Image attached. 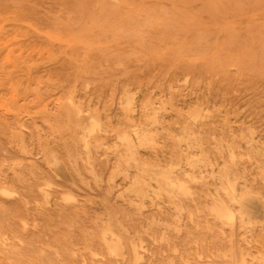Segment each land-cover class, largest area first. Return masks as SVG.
Returning <instances> with one entry per match:
<instances>
[{
    "label": "rangeland",
    "instance_id": "1",
    "mask_svg": "<svg viewBox=\"0 0 264 264\" xmlns=\"http://www.w3.org/2000/svg\"><path fill=\"white\" fill-rule=\"evenodd\" d=\"M153 1L0 0V264H264V0Z\"/></svg>",
    "mask_w": 264,
    "mask_h": 264
},
{
    "label": "bare ground",
    "instance_id": "2",
    "mask_svg": "<svg viewBox=\"0 0 264 264\" xmlns=\"http://www.w3.org/2000/svg\"><path fill=\"white\" fill-rule=\"evenodd\" d=\"M14 1H15V0H14ZM127 1H128V0H127ZM151 1H153V0H150V2H151ZM19 2H20V1H19ZM130 2H131V1H130ZM130 2H129V3H130ZM139 2H140V0H139ZM139 2H138V3H139ZM150 2H149V3H150ZM154 2H155V1H153L152 4H154ZM12 3H13V2H12ZM12 3H11V4H12ZM14 3H15V2H14ZM131 3H132V2H131ZM136 3H137V1H136ZM149 3H148V4H149ZM22 4H23V3H22ZM156 4H157V2H156ZM158 4H160V3H158ZM16 5H17V4H16ZM129 5H130V7L132 6V4H129ZM129 5H127L126 7H128ZM14 6H15V5H14ZM97 6H98V5H97ZM135 6H137V8H138V5H137V4H136ZM139 7H140V5H139ZM146 7H147V6H146ZM19 8H20V7H19ZM135 8H136V7H135ZM15 9H16V8H15ZM25 9H26V7H25ZM145 9H146V8H145ZM150 9H151V8H150ZM152 9H153V8H152ZM10 10H13V7H12V9L10 8L9 11H10ZM20 10H21V9H20ZM20 10H17V12L20 11ZM14 12H15V11H14ZM20 13H21V12H20ZM14 15H15V14H14ZM22 15H23V14H22ZM24 16H25V14H24ZM68 16H69V14H68ZM14 17H15V16H14ZM14 17H12V20H13ZM17 17H18L19 19H21L19 16H17ZM21 17H22V16H21ZM16 19H17V18H16ZM23 19L26 20V18H24V17H23ZM24 20H23L22 23L25 22ZM15 21H17V20H15ZM15 21H14V22H15ZM65 21H66V20H65ZM18 23H21V22L19 21ZM16 24H17V22H16ZM86 24H87V23H86ZM23 25H24V24H23ZM16 26H17V25H16ZM18 26H19V25H18ZM18 26H17V27H18ZM88 26H89V25H88ZM27 27H28V26H27ZM23 29H24V28H22L21 30H23ZM18 30H19V29H18ZM18 30H17V29H16V30L13 29V31H15V32L18 31ZM15 32H14V33H15ZM16 34H17V33H16ZM18 35H19V34H18ZM15 36L17 37V35H15ZM21 37H22V36H21ZM49 38H50V37H49ZM53 40H54V39H53ZM62 40H63V39H62ZM12 41H14V40H12ZM64 41H65V39H64ZM51 42H52V41H51ZM74 42H75V41H74ZM89 44H90V43H89ZM98 46H99V45H98ZM11 51H12V52H15V51H13V50H11ZM9 52H10V51H9ZM15 54H16V53H15ZM190 54H193V53H191V51H190L189 56H190ZM10 55H12V54H10ZM80 55H81V54H80ZM82 55H84V52H83ZM12 56H14V55H12ZM76 56H78V55H76ZM71 57H72V56H71ZM71 57H70V58H71ZM74 57H75V56H74ZM191 57H192V56H191ZM75 58H77V57H75ZM85 58H87V57H85ZM189 58H190V57H189ZM192 58H193V57H192ZM8 59H9V58H8ZM68 59H69V58H68ZM80 59H81V58H80ZM80 59L77 58V62H78V60H80ZM87 59H88V58H87ZM190 59H191V58H190ZM196 59H199V58H196ZM72 60H73V59H72ZM74 60H75V63H76V59H74ZM194 60H195V59H194ZM80 61H81V60H80ZM191 61H193V59H192ZM82 62H85V61H82ZM82 62H81V63H82ZM104 62H105V61H104ZM67 63H71V62H67ZM85 64H86V63H85ZM85 64H83V66H86ZM88 64H89V63H88ZM14 65H15V64H14ZM16 65H18V64L16 63ZM77 65L79 66V63H78ZM77 65H76V69L78 68ZM73 66H74V65H73ZM31 67H32V66H31ZM81 68H82V66H81ZM84 68H85V67H84ZM119 68H120V67H119ZM74 69H75V68H74ZM15 70H16V69H15ZM81 70H84V69L82 68ZM85 70H86V69H85ZM85 70H84V71H85ZM75 71H76V70H75ZM92 74H93V73H92ZM94 75H95V74H94ZM74 76H75V75H74ZM76 77H77V76H76ZM76 77H75V79H76ZM69 79H70V78H69ZM61 81H62V80H61ZM76 81H77V80H75V82H76ZM65 82H66V81H65ZM68 82H69V81H68ZM40 83H41V82H40ZM61 83H62V82H61ZM37 84L40 85L39 83H37ZM37 84H36V85H37ZM58 84L60 85V83H58ZM41 85H42V84H41ZM63 85H64V84H63ZM85 85H86V84H85ZM53 86H54V85H53ZM38 87H39V86H38ZM68 87H69V86H68ZM73 87H75V86L73 85ZM70 88H71V86H70ZM40 89H41V88H40ZM46 89H47V88H46ZM71 89H72V88H71ZM86 89H88V86H87V88H85V90H86ZM44 90H45V89H44ZM44 90H43L42 92H41V90H39V91H40L41 93H44ZM73 91H75L74 88H73ZM40 92H39V93H40ZM46 92H47V91H46ZM69 92H70V91H69ZM69 92H68V93H69ZM125 92H126V91H125ZM37 93H38V91H37ZM39 93H38V94H39ZM72 93H73V92H72ZM75 94H76V93H75ZM42 95H43V94H42ZM67 95H69V94H67ZM126 95H127V94H126ZM72 96H73V95H72ZM127 96H128V95H127ZM70 97H71V96H70ZM123 97H125V95H124ZM62 98L64 99L63 96H62ZM75 98H77V97H75ZM130 98H131V97H130ZM130 98H129V99H130ZM69 99H71V98H69ZM69 99H68V100H69ZM89 99H90V98H89ZM125 99H127V98L125 97ZM61 100H62V99H61ZM66 100H67V99H66ZM66 100L64 101V103L66 102ZM70 101H71V100H70ZM122 101H123V100H122ZM122 101H120V103H121ZM128 101H131V100H128ZM128 101L126 100V102H128ZM126 102L124 101L123 103H126ZM67 103H68V101H67ZM77 103H78V102H77ZM79 103H80V102H79ZM150 103H151V102H150ZM68 104H69V103H68ZM128 104H131V103L129 102ZM128 104H125L124 106H126V105L128 106ZM148 104H149V103H148ZM57 105H58V104H57ZM61 105H62V104H61ZM121 105H122V104H121ZM142 106H143V105H142ZM148 106H149V105H148ZM148 106H147V107H148ZM152 107H153V106H152ZM60 108H61V106H60ZM60 108H59V110H60ZM70 108L72 109V110H71V113L74 115V118L79 117V115H80V113H81L82 111H81L80 109H77V108L74 106V104H72V102H71V104L68 105V107H67L66 109L68 110V109H70ZM129 108H130V107H129ZM129 108H128V109L126 108L127 111L130 110ZM149 108H150V107H149ZM17 109H19V108H17ZM20 109H21V108H20ZM126 109H125V112H126ZM144 109H146V107H145ZM155 109H156V108H155ZM155 109H154V107H153L152 112L155 113V111H153V110H155ZM157 109H158V108H157ZM46 110H47V109H46ZM59 110H58V111H59ZM122 110H123V109H122ZM141 110H143V109H141ZM150 110H151V109H150ZM150 110H148V112H149ZM56 111H57V110H56ZM65 111H66V110H65ZM80 111H81V112H80ZM143 111H144V110H143ZM144 112H145V111H144ZM178 112H179V111H178ZM126 113H127V112H126ZM154 113H153V115H154ZM58 114H59V113L54 114L55 117L59 116ZM66 114H67V113H66ZM150 114H151V113H150ZM157 114H158V113L156 112L155 115H157ZM67 115H70V111H69V113H68ZM67 115H66V117H67ZM141 115H142V113H141ZM148 115H149V114H148ZM151 115H152V114H151ZM151 115H149V116H151ZM155 115H154V116H151L152 118L154 117L153 119H150L149 117H147V118H149V119H147V120H148V121H151V120L156 121L155 123L158 125L157 120H155V119H156V118H155V117H156ZM18 116H19V115H18ZM89 116H90V115H89ZM59 117H61V115H60ZM158 117H159V116H157V118H158ZM18 118H19V117H18ZM67 118H68V117H67ZM67 118H66V119H67ZM72 118H73V117H72ZM72 118H71V119H72ZM91 118H92V117H91ZM56 119H57V118H56ZM61 119H62V118H61ZM63 119H65V118L63 117ZM67 120H68V119H67ZM69 120H70V119H69ZM130 120H131V119H130ZM130 120H129V121H130ZM184 120H186V119H184ZM189 120H190V119H189ZM193 120H194V119H193ZM193 120H191V121H193ZM55 121H56V120H55ZM57 121H58V120H57ZM61 121H62V120H61ZM88 121H89V117H88V119H87V122H88ZM127 121H128V120H127ZM129 121H128V122H129ZM148 121H147V122H148ZM58 122H59V121H58ZM66 122H67V121L65 120V124H66ZM131 122H133V121H131ZM189 122H190V121H189ZM194 122H195V121H194ZM60 123H61V122H60ZM153 123H154V122H153ZM187 123H188V122H187ZM69 124H70V123H69ZM75 124H76V123H75ZM75 124H74V125H75ZM176 124H177V122H176ZM182 124H183V123H182ZM150 125H151V123H150ZM152 125H155V124H152ZM184 125L186 126L187 124L185 123ZM184 125H183V127H184ZM191 125H193V124H191ZM198 125H199V123H198ZM19 126H20V125H19ZM19 126H18V127H19ZM50 126H51V125H50ZM63 126H64V128H66L65 125H63ZM63 126H62V127H63ZM76 126L78 127V124H77ZM135 126H136V125H135ZM135 126H134V127H135ZM148 126H149V125H148ZM173 126H174V125H173ZM52 127H53V126H52ZM52 127H51V128H52ZM68 127H69V126H68ZM144 127L147 128L146 124H145ZM149 127H150V126H149ZM186 127L188 128V126H186ZM186 127H185V128H186ZM129 128H130V127H129ZM131 128L133 129L132 132H131V136L126 135V134H125L126 136H125V135H124V136H120V135H118V136H119V142L121 141L122 145H123L124 148H125V151H126L127 154H128V157H127L126 161H128V159H130V160H133V161H135V162L137 163V160H138V159H136V150H137V148H139V147L141 148V147H143V146H147V145H151V144H153L154 142H153V137H152V136H153V133L156 132V131L154 130V132H151L152 130L149 131V130H147V129H146V130H144V129H143V130H141V129H140V130H138V129L136 130L135 128H133V126H131ZM139 128H140V127H139ZM185 128L183 129L184 132H186L185 130L187 129V128H186V129H185ZM55 129L57 130V128H55ZM98 129H100L99 122H98L97 120H95L94 118L90 119V130L88 131V135H86V137H85L84 135H82V136H84V137H82V140L80 141V142L83 143V147H87L88 145H90V140H88L87 137L90 135V133H92V132H94L95 130H98ZM106 129H107V128H105L104 130H106ZM110 129H111V128H110ZM110 129H109V130H110ZM127 129H128V128H127ZM72 130H73V129H72ZM84 130H85V129H84ZM125 130H126V129H125ZM166 130H167V129H166ZM189 130H190V129H189ZM7 131H8V130H7ZM10 131H11V130H10ZM58 131H59V130H58ZM75 131H76V130H75ZM75 131H74V133H75ZM117 131H118V130H117ZM2 132H3V131H2ZM68 132H69V131H68ZM82 132H83V131H82ZM182 132H183V131H182ZM7 133H8V132H7ZM101 133H102V132H101ZM110 133H111V132H110ZM123 133H124V132H123ZM126 133H127V132H126ZM129 133H130V132H129ZM129 133H127V134H129ZM62 134H63V133H62ZM67 134H68V133H67ZM80 134H81V133H80ZM84 134H85V133H84ZM115 134H116V133H115ZM121 134H122V133H121ZM187 134H188V132H187ZM192 134H193V133H192ZM106 135H107V134H106ZM109 135H110V134H109ZM185 135H186V133H185ZM196 135H197V133H196ZM63 136H64V135H63ZM76 136H77V139L79 140L78 135H75V136H73V137H76ZM118 136H117V137H118ZM155 136H156V134H155ZM187 136H188V135H187ZM193 136H195V135H193ZM193 136L191 135V137H193ZM251 136H252V135H251ZM156 137H157V136H156ZM156 137H155V138H156ZM69 138H71V135H70ZM63 139H64V138H63ZM66 139H67V137H66ZM183 139L186 140L187 137L185 136V138H183ZM196 139H197V138H196ZM64 140H65V139H64ZM117 140H118V139H117ZM188 140H189V139H188ZM198 140H199V139H198ZM76 141H77L76 138H74L73 142L75 143ZM155 141H156V140H155ZM191 141H192V140H191ZM195 141H196V140L194 139V142H195ZM252 141H253V140H252ZM80 142H79V143H80ZM98 142H99V141H98ZM152 142H153V143H152ZM183 142H184V141L180 142L179 144H181V143H183ZM196 142H197V141H196ZM199 142H200V141H199ZM82 143H81V144H82ZM155 143H157V142H155ZM184 143H185V142H184ZM66 144H67V143H66ZM197 144H198V143H197ZM181 145H182V144H181ZM190 145H191V144H190ZM64 146H65V145H64ZM187 146H188V145L186 144V147H187ZM195 146H197V145H195ZM83 147H82V148H83ZM150 147L152 148V146H150ZM154 147H156V144H155ZM197 147H198V146H197ZM199 147H200V144H199ZM173 148H174V147H173ZM180 148H181V147H180ZM143 150H144V149H143ZM152 150H154V149L152 148ZM21 151H22V149H21ZM23 151H25V150L23 149ZM73 151H74V150H73ZM182 151H183V150H182ZM92 152H93V151H92ZM139 153H140V152H139ZM182 153H183V152H182ZM182 153H181V154H182ZM186 153H187V152H186ZM186 153H185V154H186ZM23 154H25V153H23ZM49 154H50V153H49ZM51 154H52V153H51ZM85 154H86V153H85ZM231 154H232V153H231ZM169 155H170V154H169ZM175 155H176V154H175V152H174V156H175ZM177 155H178V154H177ZM177 155H176V157H177ZM50 156H51V155H50ZM86 156H87V155H86ZM120 156H122V155H120ZM124 156H125V155H124ZM179 156H181V155L179 154ZM179 156H178V158H180ZM44 157H45V156H44ZM52 157H54V156L52 155ZM52 157H51V158H52ZM185 157H187V156H185ZM181 158H182V157H181ZM183 158H184V157H183ZM121 159L124 160V157L121 158ZM184 159H185V158H184ZM189 159H190V158H189ZM123 160H122V162H123ZM175 160H177V159H175ZM179 160H180V159H179ZM185 160H188V159L186 158ZM52 161H53V160H52ZM69 161H70V160H69ZM126 161H125V162H126ZM140 161H141V160H140ZM180 161H181V160H180ZM190 161H191V160H190ZM190 161H189V162H190ZM204 161H205V159L203 160V162H204ZM187 162H188V161H187ZM206 162H207V161H206ZM206 162H205V163H206ZM120 163H121V162H120ZM180 163H182V162H180ZM198 163H199V162H197V164H198ZM13 164H15V163H13ZM49 164H50V163H49ZM51 164H53V163H51ZM133 164H135V163L133 162ZM175 164H176V163H175ZM178 164H179V163H178ZM178 164H177V165H178ZM53 165H54V164H53ZM53 165H52V167H55V166H53ZM88 165H89V164H88ZM128 165H130V164H129V161H128ZM137 165H138V164H137ZM184 165H185V164H184ZM188 165H189V164H187V165H185V166H188ZM47 166H48V165H47ZM122 166H123V165H122ZM143 166H144V165H143ZM205 166H207V165L204 164V167H205ZM11 167H12V166H11ZM17 167H18V166H17ZM59 167H60V166H59ZM123 167H124V166H123ZM141 167H142V166H141ZM153 167H155V166H153ZM158 167H159V166H158ZM170 167H171V166H170ZM180 167H181V166H180ZM189 167H192V166H189ZM48 168L51 169V167H48ZM118 168H119V167H118ZM155 168H156V167H155ZM168 168H169V167H168ZM173 168H174V167H173ZM209 168H210V167H209ZM88 169H89V168H88ZM136 169H137V168H136ZM54 170H56V169H54ZM86 170H87V169H86ZM138 170H139V169H138ZM163 170L165 171V169H163ZM168 170L170 171V169H168ZM168 170H167V171H168ZM180 170H182V169H180ZM180 170H179V171H180ZM227 170H228V169H227ZM52 171H53V170H52ZM142 171H143V173H146V174H148L147 172H149V173H150V175H149L150 177H151V176H158V177H159V175H160L159 178H160V179L163 178L162 180H163V183H164V184H168V186H169L170 188H172V189H174V186H175V187L177 186V188H179L178 183H177V184L175 183V185H174L171 181L168 180L169 175H168L167 173H166V174H167L168 176H164V175L160 174V173H165V172L155 173V172H156L155 170L152 171V170L145 169V168H143V169L141 170V172H142ZM167 171H166V172H167ZM174 171H175V170H174ZM176 171H177V170H176ZM183 171H184V170H183ZM230 171H231V170H230ZM57 172H58V171H57ZM139 172H140V171H139ZM185 172H186V171H185ZM230 173H231V172H230ZM140 174H141V173H140ZM169 174H170V173H169ZM54 175H55V174H54ZM171 175H172V174H171ZM223 175H224V174H223ZM56 176H57V175H56ZM147 176H148V175H147ZM174 176H175V175H174ZM226 176H227V173H226ZM57 177H58V176H57ZM183 177H186V176H183ZM218 177H219V176H218ZM222 177H223V176H222ZM222 177H221L220 179H222ZM19 178H20V177H19ZM135 178H138V177H135ZM139 178H141V177H139ZM175 178H176V177H175ZM20 179H21V178H20ZM151 179H152V177H151ZM151 179H150V180H151ZM190 179H191V178H190ZM22 180H23V179H22ZM135 180H138V179H135ZM154 180H156V178H154ZM180 180L183 181V180L181 179V177H180ZM186 180H187V179H186ZM222 180H224V179H222ZM18 181H19V180H18ZM138 181H139V180H138ZM146 181H147V180H146ZM157 181H159V180H157ZM234 181H236V179H235ZM19 182H21V181H19ZM152 182H153V181H152ZM179 182H180V181H179ZM184 182H185V181H184ZM225 182H227V181L225 180ZM154 183L156 184V182H154ZM222 183H224V181H223ZM148 184H149V183H148ZM159 184H160V183L158 182L157 185H159ZM185 184H186V182H185ZM138 185H139V182H138ZM140 185H141V184H140ZM146 185H147V184H146ZM151 185H152V184H151ZM160 185H161V184H160ZM183 185H184V184H183ZM183 185H182V187H183ZM220 185H221V184H220ZM224 185H225V184H224ZM45 186H46V185H45ZM149 186H150V185H149ZM163 186H166V185H163ZM163 186H162V187H163ZM180 186H181V185H180ZM157 187H158V186H156L155 189H156ZM220 187H221V186H220ZM1 188H3V187H1ZM38 188H40V186H39ZM38 188H36V189H38ZM41 188H42V187H41ZM43 188H44V187H43ZM151 188H152V187H151ZM159 188H160V186L158 187V189H159ZM167 188H168V187H167ZM177 188H176V190H177ZM218 188H219V187H218ZM221 188H222V187H221ZM160 189H161V188H160ZM160 189H159V191H160ZM172 189H171V190H172ZM225 189H226V190H227V189L229 190V189H231V188L228 187V188H225ZM0 190H2V189H0ZM150 190H151V189H150ZM152 190H154V189H152ZM156 190H157V189H156ZM162 190H163V188H162ZM162 190H161V191H162ZM164 190H165V189H164ZM218 190H219V189H218ZM218 190H217V191H218ZM221 190H222L223 192H225V194H228V196H229V198H230V200H231L232 202L235 200V197H238V196H235V197H234L233 192H232V191H233L232 189H231L232 191L230 190L231 192H229V193H227V192L224 191L223 189H220L219 191H221ZM3 191H5V190L3 189ZM6 191L8 192V189H7ZM40 191L43 192L42 190H40ZM137 191H138V190H137ZM161 191H160V192H161ZM174 191H175V190H174ZM174 191H173V192H174ZM219 191H218V192H219ZM1 192H2V191H1ZM9 192H11V191H9ZM44 192H45V191H44ZM134 192H136V191H134ZM138 192H139V191H138ZM143 192H144V191H143ZM143 192H142V194H143ZM160 192H159V193H160ZM162 192H163V191H162ZM165 192H167V190H165ZM183 192H184V191H183ZM237 192H238V191H237ZM152 193H153V192H152ZM11 194H12V193H11ZM40 194H41V193H40ZM46 194H47V193H46ZM157 194H158V193H157ZM169 194H170V193H169ZM172 194H173V193H172ZM174 194H175V192H174ZM185 194H186V193H185ZM9 195H10V194H9ZM223 195H224V194H223ZM12 196H13V195H12ZM12 196H11V197H12ZM43 196H44V195H43ZM177 196H178V195H177ZM179 196H180V195H179ZM226 196H227V195H226ZM59 197H60V195H59ZM221 197H222V196H221ZM6 198H7V197H6ZM8 198H10V197H8ZM174 198H175V196H174ZM178 198H179V197H178ZM216 198H217V197H216ZM238 198H239V197H238ZM251 198H252V197H251ZM170 199H172V196H170ZM245 199H246V198H245ZM248 199H249V198H248ZM34 200H35V199H34ZM42 200H43V198H42ZM228 200H229V199H228ZM230 200H229V201H230ZM242 200H244V198H242L240 201H242ZM66 201H67V199H66ZM214 201H216V200H213V202H214ZM229 201H228V202H229ZM238 201H239V199H238ZM245 201H246V200H245ZM216 202H217V201H216ZM235 202H236V201H235ZM235 202H234V203H235ZM219 203H220V202H219ZM221 203H222V202H221ZM229 203H230V202H229ZM236 203H237V202H236ZM238 203H239V202H238ZM241 203H242V202H241ZM213 204H216V203H213ZM222 204H223V203H222ZM227 204H228V203H227ZM230 204H231V203H230ZM220 206H221V204H220ZM240 206H242V205H240ZM18 207H19V206H18ZM177 207H178V206H177ZM228 207H229V206H228ZM23 209H25V207H24ZM23 209H22V210H23ZM178 209H179V208H178ZM18 210H21V209H18ZM179 210H180V209H179ZM234 210H235V209H234ZM238 210H239V209H238ZM23 211H24V210H23ZM23 211H22V212H23ZM212 211H214V210H212ZM226 211H227V210H226ZM242 211H243V210H242ZM253 211H254V209H253ZM20 212H21V211H20ZM20 212H19V213H20ZM22 212H21V213H22ZM25 212H26V211H25ZM25 212H24V215H25ZM236 212H237V211H236ZM215 213H216V212H215ZM231 214H232V213H231ZM231 214H230V216H231ZM235 214H236V213H235ZM242 214H243V213H242ZM24 215H23V216H24ZM237 215H239V214H237ZM26 216H27V214H26ZM243 216H244V215H243ZM21 218H22V217H21ZM27 218H28V217H27ZM230 218H231V217H230ZM245 218H246V217H245ZM2 219H3V218H2ZM23 219H24V217H23ZM25 219H26V218H25ZM231 219H233V218H231ZM3 220H5V219H3ZM223 220H224V219H223ZM236 220H237V219H236ZM247 220H248V219H247ZM22 221H23V220H22ZM22 221H21V224H22ZM19 222H20V221H19ZM25 222H26V221H25ZM236 223H237V222H236ZM106 224H107V222H106ZM23 225H24V224H23ZM23 225H22V226H23ZM243 225H244V224H243ZM105 226H106V225H105ZM107 227H108V226H107ZM107 227H105V228H107ZM23 228H25V227L23 226ZM23 228H22V230H23ZM104 231H106V230L104 229ZM5 232H6V231H5ZM101 233H102V232H101ZM5 234H6V233H5ZM11 234H12V232H11ZM11 234H10V235H11ZM103 234H104V233H103ZM103 234H102V235H103ZM111 234H112V233H111ZM3 235H4V234H3ZM12 235H13V234H12ZM12 235H11V236H12ZM96 235H97V234H96ZM100 235H101V234H100ZM14 236H16V235H14ZM0 237H1V235H0ZM9 237H10V236H9ZM110 237H111V236H110ZM110 237H109V238H110ZM7 238H8V237H7ZM12 238H13V237H12ZM12 238H11V239H12ZM62 238H63V237H62ZM64 238H65V237H64ZM118 238H119V237H118ZM0 239H1V238H0ZM2 239H4V236H3ZM96 239H97V238H96ZM115 239H116V237H115ZM6 240H7V239H6ZM13 240H14V239H13ZM15 240H16V239H15ZM60 240H61V238H60ZM60 240H59V243H61ZM61 241H63V240H61ZM64 241H65V239H64ZM66 241H67V240H66ZM68 241H69V240H68ZM101 241H102V243H103V245H104L106 251H108V252L111 253V254H113V252H115V249L111 246V244L113 245L114 243H116L117 240H116L115 242H113L114 240H112V239H108L105 235H103L102 238H101ZM124 241H125V240H124ZM6 242H7V241H6ZM18 243H19V242H18ZM67 243H68V242H67ZM117 243H118V241H117ZM119 243H120V241H119ZM128 243H129V242H128ZM57 244H58V242H57ZM133 244H134V243L132 242V245H133ZM0 245H1V244H0ZM2 245H3V242H2ZM9 245H10V244H9ZM47 245H48V244H46V246H47ZM58 245H60V244H58ZM90 245H91V244H90ZM90 245H89V249H90V247H91ZM114 245L116 246L117 244H114ZM114 245H113V246H114ZM3 246H4V245H3ZM46 246H45V248H46ZM50 246H51V245H50ZM61 246H62V244H61ZM63 246H64V245H63ZM63 246H62V247H63ZM85 246H86V245H85ZM47 247H48V246H47ZM62 247H61V248H62ZM86 247H87V246H86ZM120 247H122V246H120ZM125 247H126V246H125ZM5 248H6V246H5ZM7 248H8V246H7ZM130 248H131V247H130ZM14 249H15V248H14ZM16 249H17V248H16ZM83 249H84V248H83ZM120 249H121V248H120ZM120 249H119V251L122 252L123 250H120ZM4 250H5V249H4ZM4 250H2L3 253H4ZM54 250H55V249H54ZM54 250H53V251H54ZM91 250H92V249H91ZM130 250H131V249H129V251H130ZM8 251H10V250H8ZM48 251H49V250H48ZM56 251H57V250H56ZM56 251H55V252H56ZM85 251H86V250H85ZM131 251H132V250H131ZM5 252H7V251L5 250ZM40 252H41V254L43 253L42 251H40ZM46 252H47V251H46ZM60 252H62V251H60ZM91 252H93V251H91ZM91 252H90V253H91ZM127 252H128V251H127ZM136 252H137V251H136ZM1 253H2V252H1ZM1 253H0V255H1ZM14 253H15V252H14ZM57 253H58V252H57ZM67 253H68V252H67ZM70 253H71V252H70ZM115 253H116V252H115ZM128 253H130V252H128ZM4 254H5V253H4ZM10 254H11V253H10ZM59 254H60V253H59ZM64 254H65V253H64ZM73 254H74V253H73ZM73 254H72V256H74ZM101 254H102V253H101ZM111 254H110V255H111ZM5 255H6V254H5ZM61 255H63V254H61ZM107 255H108V253H107ZM127 255H128V254H127ZM138 255H139V253H138ZM2 256H4V255H2ZM2 256H0V257H2ZM7 256H8V255H7ZM18 256H19V255H18ZM33 256H36V255H33ZM53 256H54V255H53ZM59 256H60V255H59ZM70 256H71V254H70L68 257L70 258ZM72 256H71V257H72ZM93 256H94V254H93ZM121 256H122V255H121ZM5 257H6V256H5ZM9 257H10V255L8 256V259H9ZM12 257H13V260L16 262V259H15L16 257L14 258L13 255H12ZM12 257H10V258L12 259ZM114 257H115V256H114ZM116 257H117V256H116ZM118 257H119V256H118ZM44 258H45V257H44ZM64 258H65V257H64ZM104 258H105V257H104ZM121 258H122V257H121ZM123 258H124V257H123ZM123 258H122V259H123ZM128 258H129V257H128ZM136 258H137V257H136ZM233 258H234V255H233ZM1 259H2V258H1ZM6 259H7V258H6ZM8 259H7V261H10V260H8ZM65 259H66V258H65ZM73 259H74V258H73ZM236 259H237V258H236ZM3 260H5V258H4ZM21 260H22V259H21ZM61 260H63V259H61ZM67 260H68V259H67ZM128 260H129V259H128ZM132 260H133V257H132ZM17 261H19V260H17ZM37 261H38V260H37ZM48 261H50V260H48ZM69 261H70V260H69ZM232 261H233V260H232ZM1 262H2V261H1ZM63 262H64V260H63ZM63 262H62V263H63ZM66 262L69 263L68 261H66ZM66 262H65V263H66ZM70 262H71V261H70ZM121 262H122V261H121ZM124 262H125V261H124ZM16 263H17V262H16ZM36 263L38 264L39 262H36ZM53 263H54V262H52V264H53ZM232 263H234V262H232ZM2 264H3V262H2ZM18 264H19V263H18ZM49 264H50V263H49ZM58 264H59V262H58ZM63 264H64V263H63ZM69 264H70V263H69ZM235 264H236V263H235Z\"/></svg>",
    "mask_w": 264,
    "mask_h": 264
}]
</instances>
